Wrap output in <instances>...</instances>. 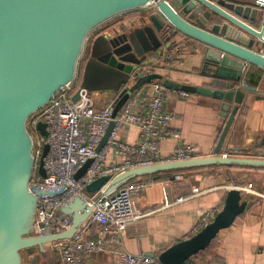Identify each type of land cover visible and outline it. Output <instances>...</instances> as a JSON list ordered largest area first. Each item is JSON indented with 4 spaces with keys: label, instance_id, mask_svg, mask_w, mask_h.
I'll return each instance as SVG.
<instances>
[{
    "label": "water",
    "instance_id": "obj_1",
    "mask_svg": "<svg viewBox=\"0 0 264 264\" xmlns=\"http://www.w3.org/2000/svg\"><path fill=\"white\" fill-rule=\"evenodd\" d=\"M145 8L150 13L139 21L140 28L127 32L124 25L118 27L122 34L116 31L115 36L101 33L94 37L83 69L82 88L93 92L114 89L118 94L128 86L115 103V117L135 93L160 83L170 90L221 101L227 121L213 156L133 168L111 180L98 179L87 192L94 194L106 186L108 193L139 178L210 166L264 170V156L222 154L246 93L257 91L245 80L247 69L254 66L264 70V51L256 50L259 46L264 50V16L260 18L259 9L252 4L238 0H0V264H24L25 255L40 261L45 244L72 239L92 213L93 206L76 198L58 213L71 217L69 231L34 235L41 192L32 193L29 186L36 170L41 177L46 176L44 158L49 147L45 145L37 167L28 121L57 92L76 82L93 32L119 16ZM257 20L262 24L260 30L249 24ZM190 41L197 44L193 54L202 57L201 73L212 78L217 88L180 84L143 70L151 55L169 57ZM115 75L114 86L98 85ZM78 97L77 93L73 101ZM114 125L110 124L99 150ZM37 130L47 137L45 123L39 122ZM257 148L264 151V138ZM247 207L242 191L230 188L222 210L200 232L149 256L159 264H185L205 251Z\"/></svg>",
    "mask_w": 264,
    "mask_h": 264
},
{
    "label": "built area",
    "instance_id": "obj_2",
    "mask_svg": "<svg viewBox=\"0 0 264 264\" xmlns=\"http://www.w3.org/2000/svg\"><path fill=\"white\" fill-rule=\"evenodd\" d=\"M252 3L255 8L264 10V0H253ZM146 70L150 71V68ZM75 84L57 92L28 124L37 167L45 145L49 147L44 158L46 176L41 177L36 170L29 186L32 193L41 192L34 235L41 237L49 232L58 235L69 231L71 217H61L58 213L76 198L93 206V211L72 239L45 244L43 255L56 256L60 264H87L110 252L113 264H159L149 255L129 253L122 243V236L134 233L136 222L150 214H136L132 202L153 186L154 181L139 179L108 193L106 186L94 194H89L87 187L98 179L109 177L111 180L133 168L199 158L195 146L171 131L170 126L176 117L165 108L169 92L181 99H189L192 95L154 83L135 93L114 117L118 98L103 100L81 86L75 88ZM77 93L79 97L73 101ZM39 122L46 124V138L37 130ZM112 122L115 123L113 131L99 150ZM126 127L138 128L139 137L135 143L122 136ZM168 139L175 140L177 145L172 156L163 158L159 146ZM110 153L124 158V162L109 164ZM88 163L87 171L77 177ZM215 216L216 212L206 213L193 234L200 232ZM95 225L96 230L93 229Z\"/></svg>",
    "mask_w": 264,
    "mask_h": 264
},
{
    "label": "crops",
    "instance_id": "obj_3",
    "mask_svg": "<svg viewBox=\"0 0 264 264\" xmlns=\"http://www.w3.org/2000/svg\"><path fill=\"white\" fill-rule=\"evenodd\" d=\"M238 1L246 5L252 4L255 8L253 0ZM259 11L261 18L264 10ZM135 12H138L139 18L150 13L147 8ZM123 16L111 20L99 30L121 21ZM249 24L258 30L262 27L258 20ZM124 25L127 32L141 27L140 22L133 20L119 24ZM119 26L109 29L103 35L115 36L116 31L122 34ZM93 40L94 37L91 42ZM196 46L195 42L190 41L187 45H182L181 49H175L171 56L153 58L148 65L155 66L153 72L174 82L217 88L213 85L215 81L212 78L201 73L202 57L193 54ZM260 48L259 46L256 50L264 51L263 47ZM86 61L87 58L85 63ZM146 66L143 70L147 69ZM245 80L257 91L246 93L245 101L227 135L222 154L257 158L264 156V151L257 148L264 138V70L249 66ZM221 104V101L204 96L192 95L189 99H181L174 92L168 93L165 108L176 117L170 129L180 134L184 142L195 146L199 157H211L215 154L227 121L222 115ZM122 136L128 142L135 143L139 130L136 127H126ZM176 145L175 140H163L159 146L161 156H172ZM108 162L122 163L124 158L110 153ZM176 176L180 178L177 179ZM151 180L154 181L153 186L133 198V210L136 214H150L136 222L134 233L122 236L123 246L129 253L158 255L172 245L190 238L206 213L218 214L222 210L228 190L234 187L242 191L248 202L247 210L230 228L221 231L210 250L192 264H264L263 169L210 166L185 170L173 176L161 173ZM87 264H113V260L110 252H107Z\"/></svg>",
    "mask_w": 264,
    "mask_h": 264
},
{
    "label": "trees",
    "instance_id": "obj_4",
    "mask_svg": "<svg viewBox=\"0 0 264 264\" xmlns=\"http://www.w3.org/2000/svg\"><path fill=\"white\" fill-rule=\"evenodd\" d=\"M137 13L138 12H132V13L126 14V15L123 16V19L121 21L114 22V24L112 26H108L105 29L97 30V31L93 32L91 34V36H90V40L93 37H95V36H97V35H99L101 33H105L109 29H113V28L119 26V24L122 23V21L133 20V21H138L139 22L141 20V18L137 17L138 16ZM88 55H89V50H88ZM88 55L87 56L86 55L83 56L84 58L81 59L80 65L78 67V77H77V80H76L75 88H79L81 86L82 78H83V69H84V66H85V60H86V58H88ZM153 58H161V57L154 54V55H151L149 60H152ZM148 63H149V61H148ZM146 68H150L151 72H153L155 70V66H153L151 64H149V65L147 64ZM127 87L128 86H124L121 89V91L117 94V98L119 97L121 92H123V90L126 89ZM179 172H182V171H179ZM179 172H166V173H164V175L173 176V174L179 173ZM158 176H160V174H157V175H154V176H149V177H143V178H139V179L147 180V179L155 178V177H158ZM139 179H136V180H133V181H137ZM133 181H131V182H133ZM95 226H93L94 230L97 229V228H95ZM214 242H215V240L212 242V244L205 251H202L198 255L194 256L193 258H191L185 264H192V262L195 259L200 258V256H202L205 253H207L210 250V248L213 246ZM24 264H60V262H59V260H58V258L56 256L50 255V254H46V255H42L40 261H37V262H34V257L33 256L28 255V256H26V260H25Z\"/></svg>",
    "mask_w": 264,
    "mask_h": 264
},
{
    "label": "rangeland",
    "instance_id": "obj_5",
    "mask_svg": "<svg viewBox=\"0 0 264 264\" xmlns=\"http://www.w3.org/2000/svg\"><path fill=\"white\" fill-rule=\"evenodd\" d=\"M90 44H91V40H89L88 42H87V45H86V48H85V54H84V56L86 55H88V49H89V46H90ZM127 56V58L129 59V60H131V56H128V55H126ZM84 58V57H83ZM112 60H110V62H111ZM123 67V66H122ZM123 69V68H122ZM121 69V70H122ZM119 76V75H118ZM115 77H117V75H115L114 77H112L110 80H108V81H106L105 83L104 82H102V83H99L98 85L99 86H114L113 85V83H114V78ZM81 87H82V83H81ZM89 91V93H91V95H93V96H95V97H98V96H100L103 100L104 99H106V98H110V97H112V98H117V92H115V90L114 89H107V90H101V91H95V92H93L92 90H88ZM101 104V103H100ZM99 104V105H100ZM37 113V112H36ZM35 113V114H36ZM35 114H33L32 116H34ZM32 116L30 117V119L32 118ZM30 119H29V121H30ZM28 121V122H29ZM28 129H29V125H28ZM30 130V129H29ZM25 260H26V255L24 256V262H25Z\"/></svg>",
    "mask_w": 264,
    "mask_h": 264
}]
</instances>
